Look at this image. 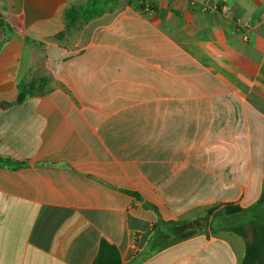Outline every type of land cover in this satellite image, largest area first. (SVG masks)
I'll use <instances>...</instances> for the list:
<instances>
[{"label": "crops", "instance_id": "crops-1", "mask_svg": "<svg viewBox=\"0 0 264 264\" xmlns=\"http://www.w3.org/2000/svg\"><path fill=\"white\" fill-rule=\"evenodd\" d=\"M0 0V264H123L264 192V0ZM143 2V0H129ZM245 37L247 39H245ZM46 81V82H45ZM208 231L139 264H242Z\"/></svg>", "mask_w": 264, "mask_h": 264}, {"label": "trees", "instance_id": "trees-1", "mask_svg": "<svg viewBox=\"0 0 264 264\" xmlns=\"http://www.w3.org/2000/svg\"><path fill=\"white\" fill-rule=\"evenodd\" d=\"M116 2L117 0H88L86 4L70 7L66 12V17L70 20L72 26H76L80 21L88 23L102 16ZM1 50L2 44L0 45V52ZM21 165L23 164L0 156V168H13ZM223 207L224 211L219 214L220 217H225L227 220L240 217L245 222L233 226H222L219 230L212 228L209 224L202 223L201 219L177 223L172 235L156 237L150 243L148 250L142 256L136 258L132 264H139L140 261L149 258L166 247L208 231L233 233L241 237L246 246L242 264H264V224H262L258 214L259 209L264 207V192L258 204L251 210L247 211L233 204H227ZM216 211V208L210 210L207 216L213 215ZM94 264H123V261L119 250L108 242L103 241Z\"/></svg>", "mask_w": 264, "mask_h": 264}, {"label": "rangeland", "instance_id": "rangeland-1", "mask_svg": "<svg viewBox=\"0 0 264 264\" xmlns=\"http://www.w3.org/2000/svg\"><path fill=\"white\" fill-rule=\"evenodd\" d=\"M148 2H151L152 4H154V0H143V2H139L137 3V1H129V0H121V3L123 4H129V6H134L136 4H138L139 7H144L143 5H145ZM46 82V81H45ZM217 211L211 215V216H206L209 217L208 220H204V217L202 219V223L204 224H209L211 225L212 228H215L217 230L221 229L222 226H233V225H238V224H243L245 221L242 218H233L232 220H227L225 217H220L219 214L222 213L224 211V207H217L216 208ZM259 218H261L262 224H264V207H261V209H259Z\"/></svg>", "mask_w": 264, "mask_h": 264}, {"label": "water", "instance_id": "water-1", "mask_svg": "<svg viewBox=\"0 0 264 264\" xmlns=\"http://www.w3.org/2000/svg\"><path fill=\"white\" fill-rule=\"evenodd\" d=\"M5 29H4V20L0 19V39H2L4 35ZM209 217L204 218V220H208Z\"/></svg>", "mask_w": 264, "mask_h": 264}, {"label": "built area", "instance_id": "built-area-1", "mask_svg": "<svg viewBox=\"0 0 264 264\" xmlns=\"http://www.w3.org/2000/svg\"><path fill=\"white\" fill-rule=\"evenodd\" d=\"M146 10H148V11H150V10H152L153 9V4L151 3V2H148L147 4H146ZM245 39H247L246 37H245Z\"/></svg>", "mask_w": 264, "mask_h": 264}]
</instances>
